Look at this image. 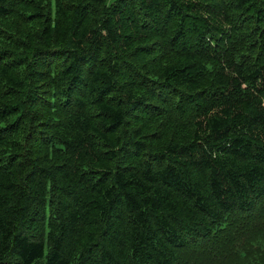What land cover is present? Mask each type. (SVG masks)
Returning <instances> with one entry per match:
<instances>
[{
	"label": "trees",
	"instance_id": "16d2710c",
	"mask_svg": "<svg viewBox=\"0 0 264 264\" xmlns=\"http://www.w3.org/2000/svg\"><path fill=\"white\" fill-rule=\"evenodd\" d=\"M0 264H264V0H0Z\"/></svg>",
	"mask_w": 264,
	"mask_h": 264
},
{
	"label": "rangeland",
	"instance_id": "374dc122",
	"mask_svg": "<svg viewBox=\"0 0 264 264\" xmlns=\"http://www.w3.org/2000/svg\"><path fill=\"white\" fill-rule=\"evenodd\" d=\"M113 1H114V0H107L108 3H111V2H113Z\"/></svg>",
	"mask_w": 264,
	"mask_h": 264
}]
</instances>
